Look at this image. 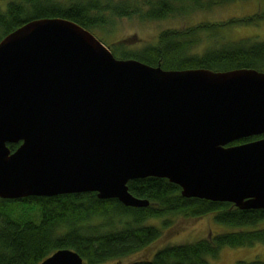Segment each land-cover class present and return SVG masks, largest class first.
I'll use <instances>...</instances> for the list:
<instances>
[{"label": "water", "instance_id": "obj_1", "mask_svg": "<svg viewBox=\"0 0 264 264\" xmlns=\"http://www.w3.org/2000/svg\"><path fill=\"white\" fill-rule=\"evenodd\" d=\"M150 177L184 198L264 210V72L118 59L61 18L2 39L0 199L95 193L141 208L127 185ZM41 264L83 260L64 249Z\"/></svg>", "mask_w": 264, "mask_h": 264}, {"label": "trees", "instance_id": "obj_2", "mask_svg": "<svg viewBox=\"0 0 264 264\" xmlns=\"http://www.w3.org/2000/svg\"><path fill=\"white\" fill-rule=\"evenodd\" d=\"M0 1H6L3 7L0 6V42L28 22L39 19H66L86 29L102 24L101 17H91L89 13V10L99 9L97 2L93 6L73 4L66 7L55 0ZM217 1L230 3L248 0ZM217 1L153 0L147 11L139 8L132 10L125 5L108 9L119 17L138 16L141 20L159 21L184 13L185 4L205 9ZM175 5L181 9L178 10ZM253 21L264 22V12L226 24L207 23L180 30L167 29L158 35L156 44L134 52L119 53V59H134L149 66H160L163 70L227 72L248 69L264 72V40H229L218 42L202 53L192 52L194 45L199 44L201 34L213 35L219 29L234 25L256 24ZM257 139H244L231 145ZM8 147L14 151L18 145L9 144ZM127 186L134 197L148 201L149 205L127 207L116 199L101 200L95 193L0 199V264H41L55 252L64 249L76 252L83 264H119L157 242L163 230L169 226V221L165 219L160 227L146 223L167 216L199 219L214 214L216 224L239 231L194 243L165 246L156 251L150 260L130 264H208V258H216L224 247L264 244V229L254 230L255 226L264 223V210H241L230 203L184 198L178 186L161 178L133 180ZM237 264H264V261Z\"/></svg>", "mask_w": 264, "mask_h": 264}, {"label": "rangeland", "instance_id": "obj_3", "mask_svg": "<svg viewBox=\"0 0 264 264\" xmlns=\"http://www.w3.org/2000/svg\"><path fill=\"white\" fill-rule=\"evenodd\" d=\"M62 5H69L75 0H55ZM144 1V0H133ZM202 3L206 0H200ZM217 1V0H216ZM6 1H0L3 7ZM185 4V3H184ZM194 5V4H193ZM192 4H185L184 13L175 14L172 17L163 20H141L138 16L131 18L111 16V13H104L108 20L105 27L87 28L97 39L110 47L117 58H120L124 51L134 52L143 49L145 46L156 44L158 35L167 29H185L199 24H226L239 18L248 17L251 14L264 12V0H248L230 3H213L209 8L197 9ZM205 4L204 6H207ZM175 8L180 10L178 5ZM189 8V9H188ZM188 9V11H187ZM187 11V12H186ZM253 25L239 24L224 29L217 30L213 35L201 34L199 44L194 45L193 53L198 54L215 44L225 41H263L264 40V22L253 21ZM84 28V27H83ZM86 29V28H85ZM118 48V49H116ZM169 221V226L163 230L162 237L149 246L119 264H130L134 261L150 260L153 254L165 246L182 245L194 243L201 239L211 238L216 235L239 231L231 229L224 225L216 224L214 214H208L199 219H186L182 216H167L164 219L149 220L146 224L152 226H162V222ZM264 229V223L255 226L254 230ZM255 262L264 261V244L257 243L252 247L242 250H225L220 253L218 260H213L214 264H235V261Z\"/></svg>", "mask_w": 264, "mask_h": 264}, {"label": "flooded vegetation", "instance_id": "obj_4", "mask_svg": "<svg viewBox=\"0 0 264 264\" xmlns=\"http://www.w3.org/2000/svg\"><path fill=\"white\" fill-rule=\"evenodd\" d=\"M153 0H144V1H133V0H75L73 3H70L69 5H65L66 7H69L71 5H86L89 4L91 6H93L92 4L94 2H97L100 6H98L99 9H94V10H89L90 16L91 17H101L102 18V24H95L92 25L90 28L94 29L96 27H105L108 24V20L106 19V17L104 16V13H111V16H117V14L111 10H109L108 8L111 9H116V8H122V6L125 5V7H129L130 9H142L143 11H147V9L149 8V4L152 2ZM97 8V7H96ZM185 8V7H184ZM130 12V11H129ZM134 17V16H133ZM127 18H131V17H127ZM141 19V18H140ZM89 29V28H88ZM87 29V30H88ZM99 40V39H98ZM101 41V40H100ZM102 42V41H101ZM103 43V42H102ZM104 44V43H103ZM105 45V44H104ZM106 47H108L107 45H105ZM146 47V46H145ZM110 49V47H108ZM144 48V47H143ZM118 49V48H116ZM111 50V49H110ZM112 51V50H111ZM207 239V238H205ZM210 239V238H208ZM256 245L253 244L252 246ZM250 246V247H252ZM243 248L247 249V247H237V248H230V247H224L218 254V256L214 259L208 258V264H214V262H216L218 260V257L220 256V253H223L225 250H236V249H240L242 250ZM214 261L213 263H211V261ZM239 259H237L235 261V264H237ZM206 261V260H205ZM244 262V261H241ZM255 262H259V261H255ZM246 263H254V262H246Z\"/></svg>", "mask_w": 264, "mask_h": 264}, {"label": "bare ground", "instance_id": "obj_5", "mask_svg": "<svg viewBox=\"0 0 264 264\" xmlns=\"http://www.w3.org/2000/svg\"><path fill=\"white\" fill-rule=\"evenodd\" d=\"M182 5H184V4H181L180 6H182Z\"/></svg>", "mask_w": 264, "mask_h": 264}]
</instances>
